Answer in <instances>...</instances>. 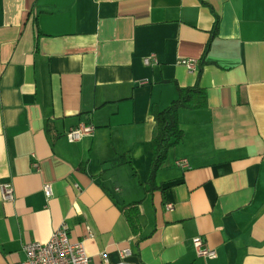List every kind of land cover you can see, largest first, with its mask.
Masks as SVG:
<instances>
[{
    "label": "crops",
    "instance_id": "crops-1",
    "mask_svg": "<svg viewBox=\"0 0 264 264\" xmlns=\"http://www.w3.org/2000/svg\"><path fill=\"white\" fill-rule=\"evenodd\" d=\"M195 85L206 106L179 112L183 140L148 193L152 113ZM80 125L92 136L69 143ZM3 184L0 264L62 223L91 264L124 249L127 264H264V0H0ZM135 202L139 236L120 212Z\"/></svg>",
    "mask_w": 264,
    "mask_h": 264
},
{
    "label": "built area",
    "instance_id": "built-area-1",
    "mask_svg": "<svg viewBox=\"0 0 264 264\" xmlns=\"http://www.w3.org/2000/svg\"><path fill=\"white\" fill-rule=\"evenodd\" d=\"M154 57L151 55L143 60L145 65H151ZM189 72L196 69L197 61L195 59H185L180 61ZM94 127L92 125H80L74 129H70L66 133V139L69 143L80 141L84 137L92 136ZM176 165L182 168L188 167L186 160L176 161ZM37 166V165H35ZM77 188V186H75ZM43 193L48 199L52 195L50 185H44ZM0 196L4 202H12L14 200V191L11 185H0ZM168 211L172 210V205H167ZM197 256L205 259H213L216 256L215 251L206 247L202 237H196L192 241ZM24 260L21 264H91L90 258L82 243H71L69 240V231L66 224L62 223L60 227L53 231L50 239L44 243L30 242L23 246ZM131 256L129 249L120 252L122 261L115 264H127L123 259ZM100 264H111L107 258L102 255Z\"/></svg>",
    "mask_w": 264,
    "mask_h": 264
},
{
    "label": "trees",
    "instance_id": "trees-1",
    "mask_svg": "<svg viewBox=\"0 0 264 264\" xmlns=\"http://www.w3.org/2000/svg\"><path fill=\"white\" fill-rule=\"evenodd\" d=\"M217 21L215 22L213 33L216 31ZM203 58L199 63L202 64ZM206 106L205 89L198 85L192 87H178L177 98L168 107L161 111L152 113L154 132L151 137L152 161L147 180L148 193L159 190L157 176L168 158L169 152L177 147L183 140V131L180 128L178 114L181 110H196ZM124 158V157H123ZM130 165L128 157L119 158L116 165ZM140 204L141 202L131 203L122 206L120 212L126 220L132 234L139 236L142 230L140 224Z\"/></svg>",
    "mask_w": 264,
    "mask_h": 264
}]
</instances>
